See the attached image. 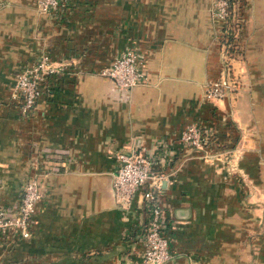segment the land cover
I'll return each instance as SVG.
<instances>
[{
    "label": "crops",
    "instance_id": "crops-1",
    "mask_svg": "<svg viewBox=\"0 0 264 264\" xmlns=\"http://www.w3.org/2000/svg\"><path fill=\"white\" fill-rule=\"evenodd\" d=\"M231 68L236 93L204 95L222 65L212 0H0V204H14L43 159L30 234H0V264H141L146 212L110 191L115 153L167 149L161 201L165 264H264V0H235ZM146 82L121 90L99 75L126 48ZM46 53L63 62L32 112L10 96L14 74ZM202 121L211 149L182 148V127Z\"/></svg>",
    "mask_w": 264,
    "mask_h": 264
},
{
    "label": "built area",
    "instance_id": "built-area-1",
    "mask_svg": "<svg viewBox=\"0 0 264 264\" xmlns=\"http://www.w3.org/2000/svg\"><path fill=\"white\" fill-rule=\"evenodd\" d=\"M66 0H35L37 10L52 13L59 10ZM228 0H212L211 15L218 25V45L222 48V65L217 78L204 84V95L213 99H223L236 93L239 81L231 68L234 57L232 42L226 38L231 35L224 26L228 17ZM234 15V13H233ZM227 42V43H226ZM234 52V53H233ZM141 60L135 49L129 47L115 55L110 64L100 68L97 73L108 77L117 88L127 90L146 82L147 75L140 66ZM63 62L53 61L46 53L22 67L14 74L10 96L17 99L22 116H28L43 92L50 86V78L63 70ZM177 140L182 148L202 151L211 149L213 131L202 121L187 122L178 134ZM167 149L146 148L140 143L131 144L115 153L118 166L111 174L110 191L116 203L127 207L133 197L138 195L146 212L142 232L141 264H165L171 257L167 238L164 235L166 220L161 201L164 170L163 155ZM42 159L35 167L42 172L59 171V163ZM35 170L24 181L21 192L14 204H0V234L8 239H22L30 234V226L36 203L41 198L38 176Z\"/></svg>",
    "mask_w": 264,
    "mask_h": 264
},
{
    "label": "rangeland",
    "instance_id": "rangeland-1",
    "mask_svg": "<svg viewBox=\"0 0 264 264\" xmlns=\"http://www.w3.org/2000/svg\"><path fill=\"white\" fill-rule=\"evenodd\" d=\"M230 10H231V12L234 13V15H229L226 18V21H225L224 24H225V27H227L229 31L231 30V34H232V41L231 42L233 44V41H234V38H235L234 37V33H235L234 29H235V26L237 24V22L235 21V19H236L235 14H236L237 9H236V4H234V2L232 4H230V6L228 4V12Z\"/></svg>",
    "mask_w": 264,
    "mask_h": 264
},
{
    "label": "trees",
    "instance_id": "trees-1",
    "mask_svg": "<svg viewBox=\"0 0 264 264\" xmlns=\"http://www.w3.org/2000/svg\"><path fill=\"white\" fill-rule=\"evenodd\" d=\"M228 2H229V6H230V4H232L233 2H235V0H228ZM229 15H233V12H231V10L228 12V16H229ZM224 26H225V24H224ZM226 41L231 43V41H232V36H231V35H228V37L226 38ZM227 42H226V43H227ZM231 44H232V43H231Z\"/></svg>",
    "mask_w": 264,
    "mask_h": 264
}]
</instances>
